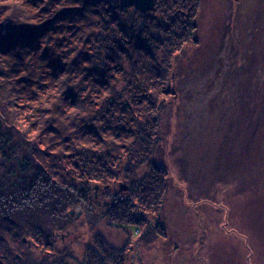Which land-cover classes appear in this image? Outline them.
I'll return each instance as SVG.
<instances>
[{"label":"trees","instance_id":"1","mask_svg":"<svg viewBox=\"0 0 264 264\" xmlns=\"http://www.w3.org/2000/svg\"><path fill=\"white\" fill-rule=\"evenodd\" d=\"M221 1L204 30L207 0H154L146 12L119 0H0V264H76L66 238L78 221L90 229L79 264H132L135 250L171 239L163 120L183 80L218 70L223 32L240 12ZM236 22L243 45L233 60L251 58L254 80L235 95L250 135L243 156L224 163V182L240 192L264 185V60L244 49L253 27ZM229 92L218 97L230 103ZM170 154L185 174V149ZM102 223L124 240L110 241ZM124 224L140 233L132 239Z\"/></svg>","mask_w":264,"mask_h":264},{"label":"rangeland","instance_id":"2","mask_svg":"<svg viewBox=\"0 0 264 264\" xmlns=\"http://www.w3.org/2000/svg\"><path fill=\"white\" fill-rule=\"evenodd\" d=\"M235 1L240 12H234L233 27L223 32L222 48L217 55L219 61L213 65L218 70L206 69L205 73L198 74L200 76L183 80L181 92L176 94L169 109L170 115L163 120V130L168 132L162 160L171 179L163 223L169 228L171 239H157L150 248L141 247L138 264H199L201 261L203 264H249L247 258L250 264H264V185L256 188L251 184L236 192L233 181L224 182V173H230L225 165L227 160L241 159L244 151L239 145L246 135L241 124L244 109L240 99L235 97L238 95L236 90L254 86L248 72L252 68L251 58L242 67H237L238 58L233 60L243 45L236 22L239 16L254 28L250 35H246L245 51L262 55L264 60V0ZM221 5V0H207L202 21L204 30L209 22L217 19ZM242 56L245 58V52ZM226 88L230 89V103L218 97ZM245 96L244 92L240 98L244 100ZM249 136L244 142L247 143ZM180 146L185 149V174L178 172L170 154ZM221 155L216 166V159ZM223 156L225 160L222 162ZM125 227L132 239L141 230L134 224ZM98 230L110 241L124 240L122 233L105 223L100 224ZM89 235L90 229L85 222L78 221L73 235L66 238L78 258L76 264L80 262L82 244L88 243ZM175 242L179 245L172 252L175 254L166 255Z\"/></svg>","mask_w":264,"mask_h":264},{"label":"water","instance_id":"3","mask_svg":"<svg viewBox=\"0 0 264 264\" xmlns=\"http://www.w3.org/2000/svg\"><path fill=\"white\" fill-rule=\"evenodd\" d=\"M153 1L154 0H119V3L121 6H133L140 12H146L147 9H150L153 6ZM119 186L121 188L126 187L123 182L119 183ZM81 212V210H69V213L76 214V217H78Z\"/></svg>","mask_w":264,"mask_h":264},{"label":"flooded vegetation","instance_id":"4","mask_svg":"<svg viewBox=\"0 0 264 264\" xmlns=\"http://www.w3.org/2000/svg\"><path fill=\"white\" fill-rule=\"evenodd\" d=\"M140 233V230L138 231V234ZM137 234V235H138ZM137 248V247H136ZM134 250H135V247H134ZM135 253H137V251L135 250L134 251ZM135 253H131V255H132V260H131V262H132V264H134V263H137V258L139 257V255L137 256ZM134 262V263H133Z\"/></svg>","mask_w":264,"mask_h":264}]
</instances>
